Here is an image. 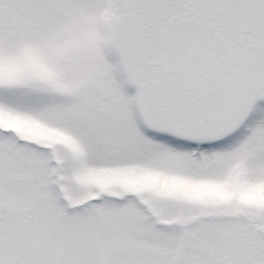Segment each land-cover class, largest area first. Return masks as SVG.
Segmentation results:
<instances>
[{"label": "snow or ice", "instance_id": "6c2138e0", "mask_svg": "<svg viewBox=\"0 0 264 264\" xmlns=\"http://www.w3.org/2000/svg\"><path fill=\"white\" fill-rule=\"evenodd\" d=\"M0 264H264V0H0Z\"/></svg>", "mask_w": 264, "mask_h": 264}, {"label": "rangeland", "instance_id": "374dc122", "mask_svg": "<svg viewBox=\"0 0 264 264\" xmlns=\"http://www.w3.org/2000/svg\"><path fill=\"white\" fill-rule=\"evenodd\" d=\"M107 59L110 62H113V63H115L117 61V57L115 56V54H112V53H109L107 55ZM117 79H120V76L119 75L117 76ZM124 90L126 91L127 94H133L135 92V87L132 86V85L125 84L124 85Z\"/></svg>", "mask_w": 264, "mask_h": 264}]
</instances>
